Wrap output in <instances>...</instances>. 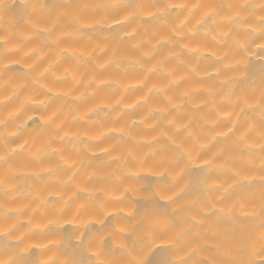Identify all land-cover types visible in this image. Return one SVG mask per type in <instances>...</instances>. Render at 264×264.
Wrapping results in <instances>:
<instances>
[{
  "label": "clouds",
  "instance_id": "obj_1",
  "mask_svg": "<svg viewBox=\"0 0 264 264\" xmlns=\"http://www.w3.org/2000/svg\"><path fill=\"white\" fill-rule=\"evenodd\" d=\"M9 6L0 264H264V0H19L20 28ZM145 170L150 211L121 217Z\"/></svg>",
  "mask_w": 264,
  "mask_h": 264
},
{
  "label": "bare ground",
  "instance_id": "obj_2",
  "mask_svg": "<svg viewBox=\"0 0 264 264\" xmlns=\"http://www.w3.org/2000/svg\"><path fill=\"white\" fill-rule=\"evenodd\" d=\"M9 8L3 13L5 24L11 25L15 28H20L24 25V16L22 14L21 9L18 7L19 0H9ZM87 15V12L84 13ZM259 38L253 41V44H259ZM70 43L66 41L65 44ZM262 65H264V59H261V53L257 52L252 57H249L247 62V72L250 76H258L261 72ZM21 70L20 65H12L10 71L12 73H17ZM31 126V125H30ZM15 144H20L19 140L14 141ZM237 149L228 146L225 148V155H235L237 154ZM20 159H23L21 156ZM156 183V177L152 175L151 171L145 170L140 174V189L136 193L128 192L125 193L128 201H131L132 204L135 205V208L125 207L124 211L120 213L121 217L129 216L132 212H136L138 215L143 214L145 212L150 211V206L153 204V201L149 199V194L153 189V185ZM158 207L167 208L166 204L162 202H156ZM118 218L115 215H109L108 218L105 219L104 225L101 227L110 228L114 221ZM93 229H97L96 225L92 226ZM72 230L71 225H65V233L70 232ZM130 239V238H129ZM35 253L30 256L25 257V259L30 260L34 258ZM168 253L165 250H156L150 253L145 261V264H163V262L167 259ZM86 258V257H85ZM256 259L259 261L264 259V256H257Z\"/></svg>",
  "mask_w": 264,
  "mask_h": 264
}]
</instances>
